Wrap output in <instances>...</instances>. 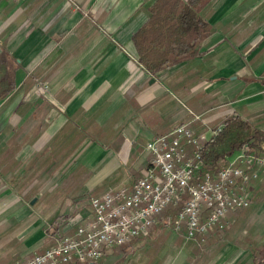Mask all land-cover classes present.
<instances>
[{
    "label": "crops",
    "instance_id": "0c3cea01",
    "mask_svg": "<svg viewBox=\"0 0 264 264\" xmlns=\"http://www.w3.org/2000/svg\"><path fill=\"white\" fill-rule=\"evenodd\" d=\"M155 2L0 0V53L17 64L15 90L0 101V264L42 254L55 229L72 235L92 217L91 198L130 190L155 136L178 125L214 131L231 117L264 133V0H211L198 54L147 76L129 55ZM56 166L64 199L50 218L34 180ZM250 191V206L229 212L223 231L186 240L184 226L165 225L169 212L97 264H121L127 251L141 264H264V175Z\"/></svg>",
    "mask_w": 264,
    "mask_h": 264
},
{
    "label": "built area",
    "instance_id": "2783aa9c",
    "mask_svg": "<svg viewBox=\"0 0 264 264\" xmlns=\"http://www.w3.org/2000/svg\"><path fill=\"white\" fill-rule=\"evenodd\" d=\"M129 56L136 68L153 76L136 55ZM39 87L48 89L44 83ZM219 130L195 133L188 125H178L151 138L145 145L148 165L130 190L91 198L88 221L72 235H56L50 248L22 264H97L106 253L147 237L170 205L177 212L165 218V225L175 232L184 226L186 240L197 241L213 227L223 231L222 220L229 212L250 206L251 184L264 175V158L242 147L221 168L204 170L202 153Z\"/></svg>",
    "mask_w": 264,
    "mask_h": 264
},
{
    "label": "trees",
    "instance_id": "16d2710c",
    "mask_svg": "<svg viewBox=\"0 0 264 264\" xmlns=\"http://www.w3.org/2000/svg\"><path fill=\"white\" fill-rule=\"evenodd\" d=\"M211 0H156L150 17L132 36L139 63L152 75L178 63L194 58L200 43L211 31L200 15ZM17 64L0 53V101L15 90ZM246 147L264 156V133L253 129L238 117L227 118L211 143L202 153L204 170L220 168L236 151ZM57 235L58 229L51 232ZM120 249V248H118Z\"/></svg>",
    "mask_w": 264,
    "mask_h": 264
},
{
    "label": "rangeland",
    "instance_id": "374dc122",
    "mask_svg": "<svg viewBox=\"0 0 264 264\" xmlns=\"http://www.w3.org/2000/svg\"><path fill=\"white\" fill-rule=\"evenodd\" d=\"M22 137V136H21ZM263 157V156H261ZM226 162H224L220 168L225 165ZM64 167H59V166H56V167H53V170L51 171L50 175H46L44 176L43 175V170H40L35 176V184H36V187H37V193L40 192V190H46V194L48 195H44V199H46L45 201V206H44V210H50L51 209V213L49 212L47 215L52 218L53 215H54V209H58L60 208L59 205L62 203L63 201V197L62 195H60V191H61V187H60V181L59 179L57 178V175H59L61 172H59L60 169H63ZM124 170L130 172V173H133V169L132 167H124ZM64 173V170L62 171V174ZM60 177V176H59ZM68 177V176H67ZM66 177V178H67ZM48 180L50 179V181H46L44 182V180ZM70 180L67 181V183L69 182ZM77 184V183H76ZM130 184V182H126V181H121L119 183V185L121 186H128ZM76 186V185H75ZM125 188V187H124ZM50 190V192H47V190ZM63 189V188H62ZM75 189V188H74ZM44 194V193H42ZM36 197H33L31 199V201H34ZM35 203V202H34ZM33 203V204H34ZM39 205V204H38ZM169 212H177V208L173 207V206H169L166 210H164L161 214H159L157 217L159 220H161L166 213H169ZM202 212L206 213V210L205 209H202ZM56 218V217H55ZM128 254H127V259L125 261H122L121 264H141L140 262V258L139 257H134L133 255H131V251H127ZM130 252V253H129Z\"/></svg>",
    "mask_w": 264,
    "mask_h": 264
},
{
    "label": "water",
    "instance_id": "95a60500",
    "mask_svg": "<svg viewBox=\"0 0 264 264\" xmlns=\"http://www.w3.org/2000/svg\"><path fill=\"white\" fill-rule=\"evenodd\" d=\"M35 202V200L34 201H32V203L31 204H33Z\"/></svg>",
    "mask_w": 264,
    "mask_h": 264
}]
</instances>
